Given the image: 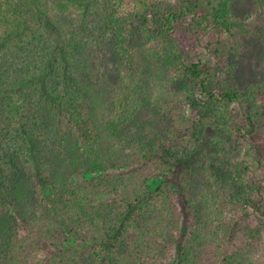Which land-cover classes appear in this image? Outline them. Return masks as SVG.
I'll list each match as a JSON object with an SVG mask.
<instances>
[{"label":"trees","instance_id":"1","mask_svg":"<svg viewBox=\"0 0 264 264\" xmlns=\"http://www.w3.org/2000/svg\"><path fill=\"white\" fill-rule=\"evenodd\" d=\"M236 2L0 0V199L26 231L0 223V264H235L238 216H264L244 149L264 138V66L242 76L254 31ZM208 30L215 65L191 59ZM146 47L165 73L154 98ZM198 105L194 121L184 106ZM202 131L222 173L199 160ZM92 166L105 175L71 182ZM155 174L170 180L153 190Z\"/></svg>","mask_w":264,"mask_h":264},{"label":"rangeland","instance_id":"2","mask_svg":"<svg viewBox=\"0 0 264 264\" xmlns=\"http://www.w3.org/2000/svg\"><path fill=\"white\" fill-rule=\"evenodd\" d=\"M251 4V0H237L236 6L237 10L241 11L240 15L244 16L248 14V22L250 24L251 29L254 31L253 37L250 39L248 44L247 51L242 56L243 57V70L242 76L244 78L249 77L254 74L257 70H259L262 66H264V9H260L258 11L249 14V6ZM223 37L227 38V35H223ZM214 36L213 33L208 30L205 34L203 44L196 45L191 49L193 55L191 59L194 60L196 58H202L208 64L215 65L216 64V55L215 52H211L207 49V45L213 41ZM151 49L146 47L144 51V63L146 66L147 79L150 84L149 96L150 98H154L157 94H159L162 90V86L165 82V73L163 69L158 65L157 60L153 58L151 55ZM107 87L106 85H104ZM196 96L198 97L199 104L204 103V98L199 94V90L196 91ZM186 112L190 115V117L194 121H200V119L204 116V111L201 105L196 107L193 106H184ZM233 114L236 116L237 120L243 119L244 111L240 109L237 105L232 106ZM147 113V112H146ZM102 113L100 114V117ZM145 117V116H144ZM135 125V124H134ZM133 127L137 128V125ZM195 132L194 127L190 126L185 129L183 133L180 134L179 138L183 139L189 135H192ZM252 136L251 141L244 142L245 156L247 161L251 165V170L254 172L252 175H259L260 177L264 176V138L258 135V133L253 131L250 135ZM115 138L108 141V146L115 143ZM212 141L213 137L209 135L207 132L202 131L200 137V145H202V150H200L199 160L202 163H206L207 165H213V168L217 173H222L221 160L212 151ZM184 143L181 141L175 142L174 147L176 149H183ZM102 169L99 166H92L88 171L77 172L71 176V182L83 181V180H93L98 175L102 174ZM255 179V178H254ZM257 179V177H256ZM169 178L159 177L158 174H155L151 177V185L152 189L156 190L158 186L162 183L169 181ZM258 180V179H257ZM98 181V180H96ZM53 191L52 185L46 184L42 182L41 184V194L44 197H47L49 193ZM33 206L27 203L25 205V209L29 210ZM20 210V207H18ZM11 204V202L6 198L2 197L0 199V223L8 219L11 224L20 230V234L24 235L25 231V222L21 218L22 215L19 211ZM4 226H1V229ZM72 246H75L73 243ZM44 251L49 252V248L47 243L43 245ZM230 251L235 253L237 261L235 264H264V216L259 212L253 209V207L246 208L243 211L236 221V228L233 234L230 237L229 244ZM167 260H161L160 264H169Z\"/></svg>","mask_w":264,"mask_h":264}]
</instances>
